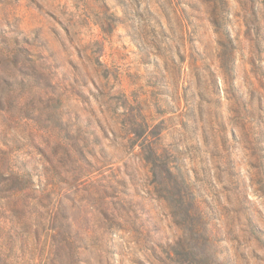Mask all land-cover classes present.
<instances>
[{
	"label": "clouds",
	"instance_id": "9594fccd",
	"mask_svg": "<svg viewBox=\"0 0 264 264\" xmlns=\"http://www.w3.org/2000/svg\"><path fill=\"white\" fill-rule=\"evenodd\" d=\"M0 264H264V0H0Z\"/></svg>",
	"mask_w": 264,
	"mask_h": 264
}]
</instances>
